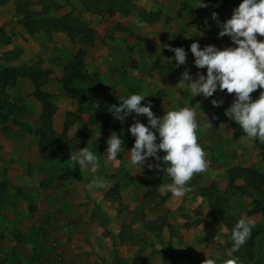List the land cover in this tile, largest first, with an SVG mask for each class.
Instances as JSON below:
<instances>
[{"label":"rangeland","instance_id":"rangeland-1","mask_svg":"<svg viewBox=\"0 0 264 264\" xmlns=\"http://www.w3.org/2000/svg\"><path fill=\"white\" fill-rule=\"evenodd\" d=\"M57 1L63 8L51 15L59 18L72 13L75 21L88 23L96 31L94 46H88L84 37L71 40L66 33L53 32L51 23L30 34L18 20L25 3L30 2L34 10L40 9L35 0H3L0 4V26L6 25L13 38L11 45L0 46V56L15 48L22 50L20 58L5 61L3 66L31 65L43 59L45 90L56 97L54 129L62 132L68 113L77 115L69 129L71 146L67 156L47 161L38 145L42 107L34 97L32 82L21 79L15 87L8 88L17 110L8 132L0 122V264H74L70 260L83 249L79 245L91 251L85 256L94 257L95 264H164V254L172 250L214 259L217 264L224 259L244 264L242 258L229 251L232 233L214 218L211 206L215 202L221 205L220 217L251 221L255 232L249 261L253 264L256 257L255 264H264V216L253 218L249 214L253 198L239 194L235 189L242 183L232 181L228 174L235 167H254L264 173V143L247 137L239 125L224 115L235 94L217 90L209 98L192 97L186 84L183 88L178 85L186 70L194 79L198 72L206 75V69L194 66L191 43L198 42L201 48L214 45L223 49L231 45L227 36L218 37V23L230 18L242 0H229L226 4L225 0H205L206 8H196L197 0H133L130 15L109 13L102 17L88 13L81 0ZM217 9L218 21H214L211 13ZM142 10L160 12L161 16L152 23L140 15ZM177 40L187 53L186 64L180 67H176L172 52L164 47H174ZM80 48L87 51L84 73L99 75L109 90V102L141 93L145 96L142 106L150 103L158 118L165 111L182 106L194 108L197 141L204 149L207 166L193 175L188 182L190 191L185 195L172 197L160 191L161 185L171 179L159 171L155 165L161 163L154 158H149L143 170L128 163L127 153L134 145L128 129L137 119L135 113L121 121L119 133L115 128L109 129V137L115 131L123 144L114 161L106 159L107 139H102L101 131L90 123L101 99L100 86L94 81L77 82L86 90L85 98L77 99L67 97L62 87L66 66ZM213 99L223 103L214 107ZM138 119L147 125L145 116ZM85 147L97 155L99 167L95 172L90 167L80 168L77 177L76 163L70 160V154ZM148 163L153 168L149 169ZM93 179L104 181V187L90 191L87 185ZM157 179L162 184L159 196L154 198L151 182ZM117 182L122 198H105ZM87 199L95 205L89 219L91 227L81 223L87 219L88 212H82ZM69 201L76 214L68 209ZM205 210L225 227L202 225ZM148 222L164 229L151 231L145 226ZM172 233L176 235L174 239ZM59 234L63 238H55ZM180 263L204 264L183 257L179 258Z\"/></svg>","mask_w":264,"mask_h":264},{"label":"clouds","instance_id":"clouds-1","mask_svg":"<svg viewBox=\"0 0 264 264\" xmlns=\"http://www.w3.org/2000/svg\"><path fill=\"white\" fill-rule=\"evenodd\" d=\"M205 0H197L196 8H206ZM212 19L218 21L217 13H212ZM218 37L227 36L231 45L218 48L206 45L201 48L198 42L190 45L194 56V66L206 69L193 78L189 71L181 74L179 86L187 85L192 97H212L217 90L235 94L233 103L224 115L234 121L249 138H258L264 143V0H242L233 9L232 15L226 21L218 23ZM174 53L176 67L186 64L187 53L182 47L164 45ZM261 89L255 99L252 93ZM145 96L141 93H131L120 99L119 105L108 108L109 113L119 121L126 120L133 113L137 119L128 131L134 137V145L127 153L128 163L143 170L149 158L161 162L155 166L170 177L171 182L162 184L160 191L168 192L172 197L185 195L190 188L188 182L194 174L205 170L207 164L203 147L197 141L198 123L193 107L182 106L178 110H168L162 117H156L150 103L141 104ZM214 107H220L223 101L213 99ZM147 118V125L141 123L139 116ZM159 140V142H157ZM105 152L108 161H114L121 151L123 140L115 131L106 140ZM165 155L161 157L159 153ZM70 160L81 169L89 168L95 172L99 167L97 155L88 147L78 149L70 154ZM166 166V167H165ZM149 169L153 164L148 163ZM105 182L93 179L88 185L90 191L104 187ZM251 221L240 219L232 229L233 246L230 252L238 251L250 235ZM204 264H217L216 260L207 258ZM221 264H236L235 259H224Z\"/></svg>","mask_w":264,"mask_h":264},{"label":"trees","instance_id":"trees-1","mask_svg":"<svg viewBox=\"0 0 264 264\" xmlns=\"http://www.w3.org/2000/svg\"><path fill=\"white\" fill-rule=\"evenodd\" d=\"M229 0H225L224 4ZM3 0H0V4ZM36 5L39 6V10L32 9L30 2L25 3L23 6V15L18 23L24 27L30 34H36L38 31L46 29L49 24L52 25V31L56 33H66L71 40H75L79 37H84L88 46H94L97 40L96 31L86 22H77L72 13H68L59 18L53 17L51 12L63 8V5L57 0H35ZM81 4L84 9L96 16H105L109 13H119L124 16H128L134 9L133 0H81ZM219 9L214 12L217 13ZM213 13V12H212ZM211 13V14H212ZM142 17H145L149 22H156L159 20L161 13H152L142 10L140 12ZM212 16V15H211ZM6 25L0 26V46H9L13 43L12 36L7 32ZM213 40L220 39L212 37ZM175 47H182V42L177 40ZM174 55V53L172 52ZM22 50L15 48L14 50L3 53L0 56V122L3 125L5 131H9V123L13 120V115L17 110V105L11 100L8 93V88H13L17 85L21 79H29L34 86V97L41 104L40 113V125L41 133L39 138V148L43 153L44 159L47 161L60 160L67 156V153L71 146V139L69 137V129L74 123V118L77 116L75 113H68L64 123L62 132H58L54 129L53 119L56 114L55 96L45 90L47 80L43 76V59H39L31 65L22 66H9L4 67L5 61H12L20 58ZM87 52L84 48H80L74 55L73 59L66 66L65 74L62 79V87L67 97L69 98H85L86 90L77 86V82L85 83L88 81H94L100 86L101 99L95 112L90 117V123L97 127L102 135V139H108L109 129L115 128L119 133L121 121L116 120L108 111V108L112 105H119V100L108 101L109 90L102 85L101 79L98 74L88 76L84 73L85 59ZM133 90V89H132ZM261 89H257L252 93L253 99L258 97ZM227 93L226 90L223 91ZM79 118V117H78ZM238 133L235 135L237 138ZM101 139V140H102ZM1 154V145H0ZM161 157L165 155L163 151L159 153ZM162 164V161L160 162ZM80 167L76 164V173L79 177ZM229 177L232 181L242 180L243 185L238 186L235 190L242 195L251 196L253 198V208L249 211V214H262L264 216V173L254 167L243 168H231L228 171ZM162 184L161 179H157L151 182L153 197L159 196L158 188ZM119 183L117 182L105 195L107 199L120 200L121 194L119 192ZM220 204L215 202L212 204V212L215 219L223 222L232 233L234 225L238 219H228L227 217H220ZM146 228L151 231H162L164 227L157 225L156 223H146ZM255 229L251 227L250 235L246 239V242L239 248L238 251L233 252V255L237 258H242L244 264L250 263L249 249L251 247V237L253 236ZM175 236V233H172ZM264 246V240L262 241ZM233 243L229 245L232 248ZM180 257L188 258L192 260H199L202 263L206 259L200 256L191 257L185 255L179 251H169L164 254V264H176ZM262 258V257H261ZM256 261V257L254 259ZM260 260V259H259ZM255 261L253 264H255Z\"/></svg>","mask_w":264,"mask_h":264},{"label":"crops","instance_id":"crops-1","mask_svg":"<svg viewBox=\"0 0 264 264\" xmlns=\"http://www.w3.org/2000/svg\"><path fill=\"white\" fill-rule=\"evenodd\" d=\"M97 42V40H96ZM95 42V43H96ZM87 52V51H86ZM173 55V54H172ZM174 56V55H173ZM154 80V83L156 82V78L153 79ZM219 92V91H217ZM38 145H39V142H38ZM239 181V183H242L243 185V181L242 180H237ZM241 186V185H240ZM85 202H87L88 204L85 206V208L82 207V212H88V214L86 215V221H81L82 225H86L88 227H91L89 225V219L92 218V214H93V208L95 207V205L93 204V202L90 200V199H87ZM74 204H77V203H74ZM68 209H70L71 211H73L75 214H76V211L74 209V207L70 204V201H69V206H68ZM79 209V208H77ZM209 210V209H208ZM210 211V210H209ZM209 211L207 212L205 210V213H203L202 215V220L204 221L202 225H206L207 223L210 224V225H213V224H216V226H224L222 223L220 222H215L214 219H211V216L212 214L210 215L209 214ZM211 213V212H210ZM213 217V216H212ZM253 218H262V214H255V215H252ZM215 222V223H214ZM96 227V224L94 225V228ZM225 227V226H224ZM175 230L173 229L171 232H174ZM169 233V232H168ZM180 233H183L182 230H180ZM171 235V234H170ZM172 236V235H171ZM176 236V235H175ZM175 236H172L173 239L175 238ZM63 238L62 237V234H59V236H56L55 235V238ZM54 238V237H53ZM66 238V237H64ZM83 248L82 250H79L77 255H76V258L75 259H72L70 260V262H73L74 264H81V263H86V264H95V259L94 257H91V259H88L86 256H85V253L88 254L89 252H91L87 247L85 248L83 245H79V248ZM80 254V255H79ZM38 264H43L41 262H39ZM176 264H179V259L178 261L176 262ZM181 264V263H180Z\"/></svg>","mask_w":264,"mask_h":264}]
</instances>
